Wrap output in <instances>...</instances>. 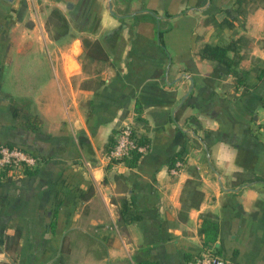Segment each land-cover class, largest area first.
Here are the masks:
<instances>
[{
  "label": "crops",
  "instance_id": "crops-1",
  "mask_svg": "<svg viewBox=\"0 0 264 264\" xmlns=\"http://www.w3.org/2000/svg\"><path fill=\"white\" fill-rule=\"evenodd\" d=\"M0 143L39 158L0 175V264H264V0H0Z\"/></svg>",
  "mask_w": 264,
  "mask_h": 264
},
{
  "label": "built area",
  "instance_id": "built-area-1",
  "mask_svg": "<svg viewBox=\"0 0 264 264\" xmlns=\"http://www.w3.org/2000/svg\"><path fill=\"white\" fill-rule=\"evenodd\" d=\"M146 143H138L134 135V128L131 122L124 123L116 136L114 144L107 152L109 161L122 160L128 157L132 150L143 153L147 150ZM39 163V158L28 150L17 145L0 143V170L19 174L27 168H33ZM176 164H180L179 161ZM195 264H233L225 257L205 250L197 258Z\"/></svg>",
  "mask_w": 264,
  "mask_h": 264
},
{
  "label": "trees",
  "instance_id": "trees-1",
  "mask_svg": "<svg viewBox=\"0 0 264 264\" xmlns=\"http://www.w3.org/2000/svg\"><path fill=\"white\" fill-rule=\"evenodd\" d=\"M231 43L226 44H204L199 53L202 57L215 59L218 62V69L225 73H232L234 76V82L239 83L241 76L238 71L232 66V60L228 56V50L231 49ZM97 51V50H96ZM99 51V50H98ZM136 136V141L140 144L147 143L145 136ZM115 142V141H114ZM113 142V144H114ZM186 152V146L184 145L174 156L173 162L183 160V155ZM141 155L137 150H132L128 157H125V161L131 165H134ZM7 171L0 170V175L5 174ZM8 173V172H7ZM219 223L217 216L211 212H206L202 215V222L199 227V232L203 235V242L206 245L213 243L218 236ZM53 264V263H51Z\"/></svg>",
  "mask_w": 264,
  "mask_h": 264
}]
</instances>
